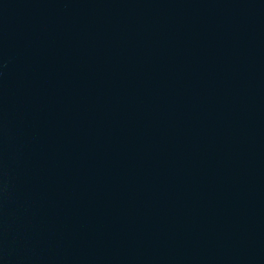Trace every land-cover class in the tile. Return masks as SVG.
<instances>
[{
    "label": "water",
    "instance_id": "obj_1",
    "mask_svg": "<svg viewBox=\"0 0 264 264\" xmlns=\"http://www.w3.org/2000/svg\"><path fill=\"white\" fill-rule=\"evenodd\" d=\"M0 264H264V0H0Z\"/></svg>",
    "mask_w": 264,
    "mask_h": 264
}]
</instances>
